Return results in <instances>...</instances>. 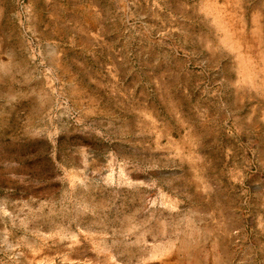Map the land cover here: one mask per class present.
I'll use <instances>...</instances> for the list:
<instances>
[{
  "label": "rangeland",
  "instance_id": "rangeland-1",
  "mask_svg": "<svg viewBox=\"0 0 264 264\" xmlns=\"http://www.w3.org/2000/svg\"><path fill=\"white\" fill-rule=\"evenodd\" d=\"M0 264H264V0H0Z\"/></svg>",
  "mask_w": 264,
  "mask_h": 264
}]
</instances>
